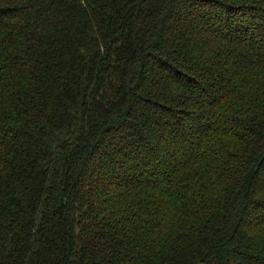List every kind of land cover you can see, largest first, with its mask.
I'll return each mask as SVG.
<instances>
[{
  "label": "trees",
  "instance_id": "1",
  "mask_svg": "<svg viewBox=\"0 0 264 264\" xmlns=\"http://www.w3.org/2000/svg\"><path fill=\"white\" fill-rule=\"evenodd\" d=\"M0 264H264V0H0Z\"/></svg>",
  "mask_w": 264,
  "mask_h": 264
}]
</instances>
